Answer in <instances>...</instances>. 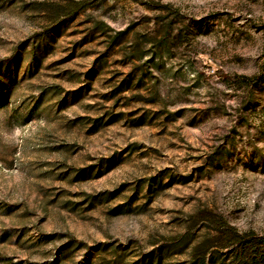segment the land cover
I'll return each mask as SVG.
<instances>
[{"label":"rangeland","instance_id":"1","mask_svg":"<svg viewBox=\"0 0 264 264\" xmlns=\"http://www.w3.org/2000/svg\"><path fill=\"white\" fill-rule=\"evenodd\" d=\"M263 68L264 0H0V264H230Z\"/></svg>","mask_w":264,"mask_h":264},{"label":"trees","instance_id":"2","mask_svg":"<svg viewBox=\"0 0 264 264\" xmlns=\"http://www.w3.org/2000/svg\"><path fill=\"white\" fill-rule=\"evenodd\" d=\"M219 78L228 80L231 83L244 85L247 87H256L264 80V68L261 74L253 77L247 76H229L224 71H217ZM2 92V91H1ZM2 99L0 95V100ZM110 161L107 162V167L104 172H100L96 175V178L103 176L106 172L112 169L109 166ZM86 170L80 171L81 176H85ZM230 241V264H264V235L258 236L254 233H248L244 235L233 232L228 237ZM70 244H68L69 246ZM205 259V258H204ZM203 259V260H204ZM226 261H224V264Z\"/></svg>","mask_w":264,"mask_h":264}]
</instances>
